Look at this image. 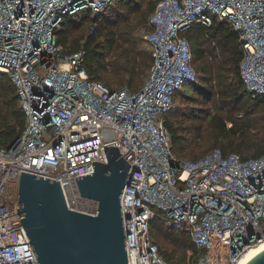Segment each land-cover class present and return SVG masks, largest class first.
<instances>
[{
	"label": "built area",
	"instance_id": "2783aa9c",
	"mask_svg": "<svg viewBox=\"0 0 264 264\" xmlns=\"http://www.w3.org/2000/svg\"><path fill=\"white\" fill-rule=\"evenodd\" d=\"M112 1L0 0V73L25 114L23 133L0 146V264H38L17 213L21 172L59 181L70 210L94 215L98 204L80 195L76 178L107 162L106 145L131 165L120 199L128 264H165L153 220L189 235L193 264H240L264 243V153L244 159L215 148L180 159L166 122L196 81L186 35L195 24L236 32L243 84L264 97V0H160L145 36L149 77L135 92L91 79L85 52L66 53L57 36L65 17L81 12L93 15L91 31Z\"/></svg>",
	"mask_w": 264,
	"mask_h": 264
},
{
	"label": "trees",
	"instance_id": "16d2710c",
	"mask_svg": "<svg viewBox=\"0 0 264 264\" xmlns=\"http://www.w3.org/2000/svg\"><path fill=\"white\" fill-rule=\"evenodd\" d=\"M159 1L113 0L93 22L91 31L85 35L78 34L74 38L71 37L73 32L77 33L80 29L88 28V26L83 27L85 19L89 18L88 12L66 16L57 31L59 42L68 54L81 50L85 52L84 65L91 79L113 89L102 81V73L110 71L121 77L119 83L126 82L133 88L138 84V89L129 88L134 92L138 91L141 89L139 83L146 75L147 68H151L152 58L149 53L147 62L143 64L138 62L137 70V57L132 59L131 54L130 56L124 54L132 48V34L136 28L133 26L134 21L123 14V9L129 14L139 15L141 19L150 18ZM143 2H146L145 8ZM120 23H123V27ZM186 35L191 45L193 65L196 69V81L190 86L197 88L206 99L217 96L223 102L222 112L218 111L207 117L208 127L216 133L215 148H221L226 154L237 153L244 159L261 156L264 153V135H262L264 128L254 124V116L257 110L261 109L264 117V97L254 99L243 84L239 73L243 50L236 32L227 24L215 22L211 27L195 24ZM123 58L126 62H122ZM123 75L127 78L123 79ZM187 93L182 90L178 96L188 95ZM195 111L198 112L194 107L176 106L167 117L166 124L173 137L172 151L180 159H185V154L193 157V160L201 157H196L195 151L189 149L188 131L174 126L171 119L173 116L196 119L198 113L196 114ZM24 129L25 114L20 106L16 88L8 75L0 73V146H9ZM196 130V137H200V128L197 127ZM151 233L162 255L159 235H177L183 240L179 244L183 251L180 252V249L176 248L166 254L165 264H187L188 252L191 253L188 259L193 264L197 250L193 247L188 234L170 231L157 220L151 222Z\"/></svg>",
	"mask_w": 264,
	"mask_h": 264
},
{
	"label": "water",
	"instance_id": "95a60500",
	"mask_svg": "<svg viewBox=\"0 0 264 264\" xmlns=\"http://www.w3.org/2000/svg\"><path fill=\"white\" fill-rule=\"evenodd\" d=\"M104 148L107 162L76 178L80 195L98 204L94 215L70 210L59 181L21 172L17 213L38 264H128L120 199L131 165L117 146ZM245 264H264V248Z\"/></svg>",
	"mask_w": 264,
	"mask_h": 264
},
{
	"label": "rangeland",
	"instance_id": "374dc122",
	"mask_svg": "<svg viewBox=\"0 0 264 264\" xmlns=\"http://www.w3.org/2000/svg\"><path fill=\"white\" fill-rule=\"evenodd\" d=\"M143 6L145 8L146 2H143ZM123 14L127 16L131 21H134L133 26H135L136 30L132 34L133 36V42H132V48L124 53L127 56L132 55L133 57H137V70H138V62L143 64L144 62H147L149 59V53H150V48L148 43L145 40V36L147 32L149 31V26L147 24L148 18L149 17H142L140 18L139 15L136 14H129L126 9H123ZM93 15L90 14L89 18H86L84 21V25L88 26L89 22L92 20ZM145 18L147 21H145ZM120 26L123 27V23H120ZM89 32V29L83 28L80 29L77 33L73 32L71 34V37L74 38L78 34H87ZM136 50V51H135ZM131 60L130 58H128ZM122 62H126L125 59H122ZM128 62V61H127ZM149 72H150V67L147 68L146 70V75L144 78L140 81L139 85L140 87H143L145 82L147 81L149 77ZM129 75V74H128ZM127 75V76H128ZM102 81L112 87L113 89L117 88H124L128 87L133 89H138V84L135 85L133 88L126 82H121L119 83V79L121 78L120 76L115 75L113 72L107 71L102 73ZM126 75H123V79H126ZM183 91L188 92V95H183L180 94V96L176 99V105L177 106H183V107H189V108H197L198 112L197 118H189L187 119L186 117L182 116H173L172 117V122L174 126H179L182 129H186L188 131L187 133V139L190 141V147L189 149H193L195 151L196 157H202L206 154H208L210 151H212L216 145V133L208 127V120L207 117L209 114H215L216 112H222L221 106L223 105V102L221 99L217 96H212L211 98L209 97L208 99L204 98L202 94L197 90V88L191 87L190 85L185 86ZM194 111V110H192ZM263 111L261 109H258L257 112L255 113V121L254 124H256L259 128L263 127L264 128V117L262 116ZM199 127L201 131L200 137H196L197 135L195 132H197L196 128ZM262 135H264V129L262 130ZM185 159H190L193 160V157H190L189 155L185 154L184 155ZM165 232V231H164ZM166 233V232H165ZM165 235H159V241L160 245L163 251V256L164 260H166V254H169L172 250L178 248L180 249L179 251L182 252L183 250L180 248L179 244L183 242V240L178 237L177 235H168V237ZM191 253H187V264H191V261H189V256Z\"/></svg>",
	"mask_w": 264,
	"mask_h": 264
},
{
	"label": "bare ground",
	"instance_id": "6f19581e",
	"mask_svg": "<svg viewBox=\"0 0 264 264\" xmlns=\"http://www.w3.org/2000/svg\"><path fill=\"white\" fill-rule=\"evenodd\" d=\"M17 195L14 194L13 200L16 201ZM264 248V243L258 245L253 250L249 252V254L240 262V264H245L255 253H257L259 250Z\"/></svg>",
	"mask_w": 264,
	"mask_h": 264
},
{
	"label": "crops",
	"instance_id": "0c3cea01",
	"mask_svg": "<svg viewBox=\"0 0 264 264\" xmlns=\"http://www.w3.org/2000/svg\"><path fill=\"white\" fill-rule=\"evenodd\" d=\"M179 96H180V95H179ZM179 96H178V97H179Z\"/></svg>",
	"mask_w": 264,
	"mask_h": 264
}]
</instances>
